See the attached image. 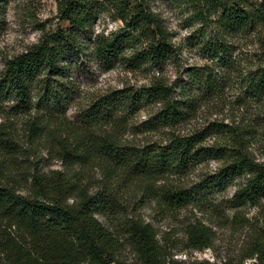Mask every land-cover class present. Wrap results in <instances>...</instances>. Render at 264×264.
Returning <instances> with one entry per match:
<instances>
[{
    "label": "trees",
    "instance_id": "obj_1",
    "mask_svg": "<svg viewBox=\"0 0 264 264\" xmlns=\"http://www.w3.org/2000/svg\"><path fill=\"white\" fill-rule=\"evenodd\" d=\"M56 12L58 27L40 24L0 74V259L123 264L128 246L134 264H169L168 240L123 209V188L140 205L182 210L239 178L230 222L253 231L245 259L264 264V234L241 211L264 198V0H57ZM80 68L144 82L85 93ZM41 152L64 170L39 169ZM210 163L198 182H179ZM119 214L120 231L100 220ZM183 237L199 252L216 238L200 218Z\"/></svg>",
    "mask_w": 264,
    "mask_h": 264
},
{
    "label": "rangeland",
    "instance_id": "obj_2",
    "mask_svg": "<svg viewBox=\"0 0 264 264\" xmlns=\"http://www.w3.org/2000/svg\"><path fill=\"white\" fill-rule=\"evenodd\" d=\"M56 1L7 0L2 9V23L0 25V74L7 60L18 56L38 42L42 35L39 30L40 24L46 30H55L58 27ZM173 14V11L167 10V24L170 28L177 30L180 36H183L186 30L178 28V20ZM103 25L100 21L95 30H100ZM107 26V30L112 27L110 23ZM73 74L79 80L85 93L102 91L107 87H120L123 81H128L127 79L130 83L137 85L144 82L139 76L129 77V75L121 74L118 68L101 73L97 71L87 73L80 68L75 69ZM72 112L73 110L68 114L70 117H72ZM20 126H17L18 130H20ZM36 157L39 159V169L43 171L64 170L63 165L58 160L47 156L45 152H41ZM261 160L264 161V155ZM18 163H20L18 165L20 167L28 166L22 158ZM215 165V163H210L207 167L196 168L187 177L179 178V182L186 185L187 183L191 185L198 182L201 178L200 172L214 169ZM92 175L95 179L101 178L96 171H93ZM174 180L178 182V179ZM240 181L237 178L226 188L209 189L201 194L202 201L199 204L189 205L182 210L163 211L153 202L140 205L133 197L131 187L123 188V192L119 193V198L120 204L127 213L134 211L136 215L155 227L158 237H166L168 240L167 262L169 261V264H239L241 262L243 264H255L257 262L255 257L251 260L245 259L251 253L253 231L232 225L229 218L232 193ZM241 211L251 220L252 227L257 232L264 234V198L259 204L243 207ZM195 218H200L206 225H211L216 236L212 246L200 252L188 251L184 249L183 245V228ZM100 220L112 230L120 231L122 221L120 214ZM117 259L123 264H134L136 261L128 246L121 249ZM0 264H5V262L0 259Z\"/></svg>",
    "mask_w": 264,
    "mask_h": 264
}]
</instances>
